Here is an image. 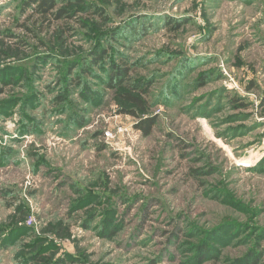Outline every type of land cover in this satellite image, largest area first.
<instances>
[{"label": "rangeland", "instance_id": "rangeland-1", "mask_svg": "<svg viewBox=\"0 0 264 264\" xmlns=\"http://www.w3.org/2000/svg\"><path fill=\"white\" fill-rule=\"evenodd\" d=\"M30 2L0 0V264H264V0Z\"/></svg>", "mask_w": 264, "mask_h": 264}, {"label": "trees", "instance_id": "trees-1", "mask_svg": "<svg viewBox=\"0 0 264 264\" xmlns=\"http://www.w3.org/2000/svg\"><path fill=\"white\" fill-rule=\"evenodd\" d=\"M30 4H34V9L42 14L43 16L47 17V16H55L56 18H61L62 15L60 12H62V10H60V12L57 11L56 9V0H31ZM99 58L101 59V56L99 55ZM98 59V58H97ZM128 69L127 68H123V67H117V69L115 70V79L120 78L121 80L123 79V77L127 74ZM127 98L130 99L131 101L135 102V103H141V100L138 97L132 96V95H127ZM156 123V120L152 117L145 119L144 121H140L137 124V127L143 132V134L147 135L152 131V128L154 126V124Z\"/></svg>", "mask_w": 264, "mask_h": 264}, {"label": "bare ground", "instance_id": "bare-ground-1", "mask_svg": "<svg viewBox=\"0 0 264 264\" xmlns=\"http://www.w3.org/2000/svg\"><path fill=\"white\" fill-rule=\"evenodd\" d=\"M247 162V161H246ZM252 164V163H251Z\"/></svg>", "mask_w": 264, "mask_h": 264}]
</instances>
